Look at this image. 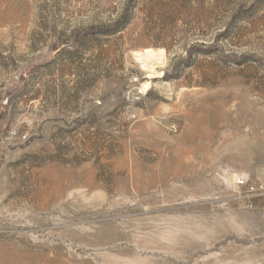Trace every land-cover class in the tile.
<instances>
[{
  "label": "rangeland",
  "instance_id": "374dc122",
  "mask_svg": "<svg viewBox=\"0 0 264 264\" xmlns=\"http://www.w3.org/2000/svg\"><path fill=\"white\" fill-rule=\"evenodd\" d=\"M236 176L264 0H0V264H264Z\"/></svg>",
  "mask_w": 264,
  "mask_h": 264
},
{
  "label": "built area",
  "instance_id": "2783aa9c",
  "mask_svg": "<svg viewBox=\"0 0 264 264\" xmlns=\"http://www.w3.org/2000/svg\"><path fill=\"white\" fill-rule=\"evenodd\" d=\"M233 182L240 189L241 198L249 209L254 208L255 200L264 199V176L256 181L246 176H236Z\"/></svg>",
  "mask_w": 264,
  "mask_h": 264
},
{
  "label": "bare ground",
  "instance_id": "6f19581e",
  "mask_svg": "<svg viewBox=\"0 0 264 264\" xmlns=\"http://www.w3.org/2000/svg\"><path fill=\"white\" fill-rule=\"evenodd\" d=\"M147 52H149V50Z\"/></svg>",
  "mask_w": 264,
  "mask_h": 264
}]
</instances>
